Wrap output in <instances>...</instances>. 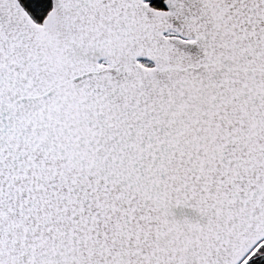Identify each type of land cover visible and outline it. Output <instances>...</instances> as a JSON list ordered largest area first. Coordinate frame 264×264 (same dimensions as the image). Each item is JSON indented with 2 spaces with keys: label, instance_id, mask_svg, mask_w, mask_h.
<instances>
[{
  "label": "snow or ice",
  "instance_id": "6c2138e0",
  "mask_svg": "<svg viewBox=\"0 0 264 264\" xmlns=\"http://www.w3.org/2000/svg\"><path fill=\"white\" fill-rule=\"evenodd\" d=\"M0 264H264V0H0Z\"/></svg>",
  "mask_w": 264,
  "mask_h": 264
}]
</instances>
